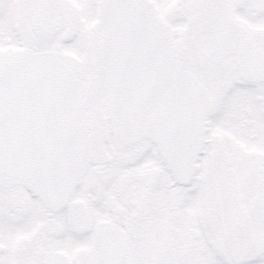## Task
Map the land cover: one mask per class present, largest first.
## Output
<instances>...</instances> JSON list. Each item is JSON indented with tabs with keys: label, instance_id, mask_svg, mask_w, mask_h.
<instances>
[{
	"label": "snow or ice",
	"instance_id": "1",
	"mask_svg": "<svg viewBox=\"0 0 264 264\" xmlns=\"http://www.w3.org/2000/svg\"><path fill=\"white\" fill-rule=\"evenodd\" d=\"M0 264H264V0H0Z\"/></svg>",
	"mask_w": 264,
	"mask_h": 264
}]
</instances>
